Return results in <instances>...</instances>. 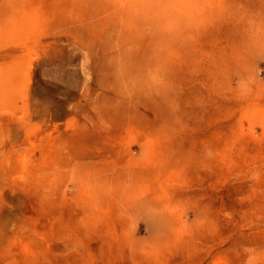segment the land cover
I'll return each mask as SVG.
<instances>
[{"label":"rangeland","instance_id":"1","mask_svg":"<svg viewBox=\"0 0 264 264\" xmlns=\"http://www.w3.org/2000/svg\"><path fill=\"white\" fill-rule=\"evenodd\" d=\"M0 264H264V0H0Z\"/></svg>","mask_w":264,"mask_h":264}]
</instances>
